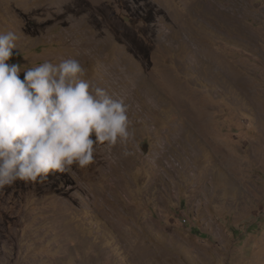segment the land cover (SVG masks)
Returning <instances> with one entry per match:
<instances>
[{
    "label": "rangeland",
    "instance_id": "1",
    "mask_svg": "<svg viewBox=\"0 0 264 264\" xmlns=\"http://www.w3.org/2000/svg\"><path fill=\"white\" fill-rule=\"evenodd\" d=\"M9 31L10 64L124 98L133 139L0 188V264H264V0H0Z\"/></svg>",
    "mask_w": 264,
    "mask_h": 264
},
{
    "label": "clouds",
    "instance_id": "2",
    "mask_svg": "<svg viewBox=\"0 0 264 264\" xmlns=\"http://www.w3.org/2000/svg\"><path fill=\"white\" fill-rule=\"evenodd\" d=\"M18 39L13 31L0 34V188L87 168L95 145L133 139L124 98L84 79L76 59L26 70L10 64Z\"/></svg>",
    "mask_w": 264,
    "mask_h": 264
},
{
    "label": "bare ground",
    "instance_id": "3",
    "mask_svg": "<svg viewBox=\"0 0 264 264\" xmlns=\"http://www.w3.org/2000/svg\"><path fill=\"white\" fill-rule=\"evenodd\" d=\"M235 26V25H234ZM196 54V53H195ZM182 95V94H181Z\"/></svg>",
    "mask_w": 264,
    "mask_h": 264
}]
</instances>
